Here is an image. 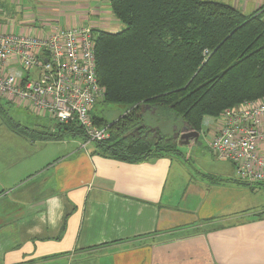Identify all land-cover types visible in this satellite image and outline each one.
Returning a JSON list of instances; mask_svg holds the SVG:
<instances>
[{"label": "crops", "instance_id": "crops-1", "mask_svg": "<svg viewBox=\"0 0 264 264\" xmlns=\"http://www.w3.org/2000/svg\"><path fill=\"white\" fill-rule=\"evenodd\" d=\"M217 1L244 15L264 6ZM92 12L119 28L106 0H0V34L45 37ZM173 156L127 162L79 137L44 142L0 113V264H264V203L249 192L264 186L235 183L226 161L200 174Z\"/></svg>", "mask_w": 264, "mask_h": 264}, {"label": "trees", "instance_id": "trees-1", "mask_svg": "<svg viewBox=\"0 0 264 264\" xmlns=\"http://www.w3.org/2000/svg\"><path fill=\"white\" fill-rule=\"evenodd\" d=\"M106 1L120 29L93 30L95 72L101 103L125 111L110 123L94 118L108 127L109 137L93 144L103 154L127 162L179 155L175 138L142 126L143 105L200 133L224 110L264 99V6L244 15L217 0ZM10 126L44 142L82 135L74 126Z\"/></svg>", "mask_w": 264, "mask_h": 264}, {"label": "built area", "instance_id": "built-area-1", "mask_svg": "<svg viewBox=\"0 0 264 264\" xmlns=\"http://www.w3.org/2000/svg\"><path fill=\"white\" fill-rule=\"evenodd\" d=\"M0 34V93L55 126L82 131V146L104 141L95 104L103 89L95 72L93 29L78 25L47 36ZM199 135L217 161L229 162L236 181L264 184V99L243 101L211 122Z\"/></svg>", "mask_w": 264, "mask_h": 264}, {"label": "rangeland", "instance_id": "rangeland-1", "mask_svg": "<svg viewBox=\"0 0 264 264\" xmlns=\"http://www.w3.org/2000/svg\"><path fill=\"white\" fill-rule=\"evenodd\" d=\"M110 18H114L112 14H109ZM83 17V16H82ZM86 19L82 21L80 25L88 26L94 30V32L98 29H101V23L108 24L109 21H105L106 16H102L101 14H95L92 12L88 17L84 16L81 19ZM63 25V19L62 24ZM118 26L114 25L110 28H107L108 31H116L119 30ZM32 33L35 34L36 30L32 29ZM3 112V114L1 113ZM94 115L99 118H104L107 122H111L112 120H117L120 117V114L125 111V108H119L114 105H105L101 103L99 100L94 107ZM120 111V114L117 112ZM0 113L4 116L6 120H9L10 124L14 123L19 124L21 127L25 126L30 130H42L43 127H49L52 124L51 120H41L33 113H31L27 108H18L17 105L13 101H7L6 96L0 93ZM142 119V126L148 128L149 130H153L158 138L161 136L169 138H175L177 142L178 154L173 156L175 160L183 161L187 165H189L190 170L195 173H205L210 169L216 168H226L229 165L225 163V161H217L212 157L208 148L205 144V136L198 135L197 139L187 138L181 139L183 134H187L188 132H192L193 130L186 126V124L172 123V119L161 117L160 115H156V111L151 108L149 105H143L139 109L136 116H139ZM51 126V125H50ZM36 128V129H34ZM202 131V130H201ZM29 135V134H27ZM30 136V135H29ZM30 138H32L30 136ZM79 140V139H78ZM180 144V145H179ZM226 165V167H225ZM209 179V178H208ZM251 198V205H259L260 202L264 203V190L258 189L257 191H249Z\"/></svg>", "mask_w": 264, "mask_h": 264}, {"label": "water", "instance_id": "water-1", "mask_svg": "<svg viewBox=\"0 0 264 264\" xmlns=\"http://www.w3.org/2000/svg\"><path fill=\"white\" fill-rule=\"evenodd\" d=\"M199 133L196 131L188 132L187 134H183L181 136L182 139H187V138H192V139H197ZM180 145V144H179Z\"/></svg>", "mask_w": 264, "mask_h": 264}, {"label": "flooded vegetation", "instance_id": "flooded-vegetation-1", "mask_svg": "<svg viewBox=\"0 0 264 264\" xmlns=\"http://www.w3.org/2000/svg\"><path fill=\"white\" fill-rule=\"evenodd\" d=\"M182 139V138H181Z\"/></svg>", "mask_w": 264, "mask_h": 264}]
</instances>
